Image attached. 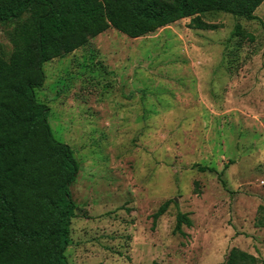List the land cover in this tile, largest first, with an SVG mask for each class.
I'll list each match as a JSON object with an SVG mask.
<instances>
[{"label":"rangeland","instance_id":"rangeland-1","mask_svg":"<svg viewBox=\"0 0 264 264\" xmlns=\"http://www.w3.org/2000/svg\"><path fill=\"white\" fill-rule=\"evenodd\" d=\"M254 14L208 11L213 28L186 17L137 38L110 27L43 64L36 99L80 164L69 264H224L231 247L264 256V1ZM0 46L11 48L1 26ZM177 212L191 219L183 234Z\"/></svg>","mask_w":264,"mask_h":264},{"label":"trees","instance_id":"trees-1","mask_svg":"<svg viewBox=\"0 0 264 264\" xmlns=\"http://www.w3.org/2000/svg\"><path fill=\"white\" fill-rule=\"evenodd\" d=\"M262 1L0 0V26L11 43L8 52L0 46V264H69L65 251L76 208L70 184L80 164L70 145L52 136L49 108L36 99L43 64L110 27L131 38L186 17L197 28H213L204 13L251 20ZM233 34L254 39L239 23ZM168 205L165 200L152 213L153 224ZM258 210L257 224L264 227V205ZM183 224L190 227L191 219L177 212L173 231L183 234ZM224 264H264V256L231 247Z\"/></svg>","mask_w":264,"mask_h":264}]
</instances>
